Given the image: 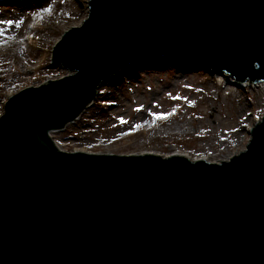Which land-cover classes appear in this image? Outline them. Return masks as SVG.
<instances>
[{"label": "water", "instance_id": "1", "mask_svg": "<svg viewBox=\"0 0 264 264\" xmlns=\"http://www.w3.org/2000/svg\"><path fill=\"white\" fill-rule=\"evenodd\" d=\"M88 7L51 52L72 74L20 91L0 117V264H264V116L246 149L218 163L66 152L49 137L145 56L264 82V0Z\"/></svg>", "mask_w": 264, "mask_h": 264}, {"label": "rangeland", "instance_id": "2", "mask_svg": "<svg viewBox=\"0 0 264 264\" xmlns=\"http://www.w3.org/2000/svg\"><path fill=\"white\" fill-rule=\"evenodd\" d=\"M13 1L0 0V21H13L11 26L0 24V116L10 96L66 75L63 66L52 63L51 52L62 33L81 25L89 13V0ZM153 57L185 60L189 67L159 61L154 69L123 76L102 90L80 120L53 131V142L68 152L179 151L210 162L227 160L246 148L248 129L264 115L263 92L241 88L199 60ZM149 58L138 62L146 65Z\"/></svg>", "mask_w": 264, "mask_h": 264}, {"label": "bare ground", "instance_id": "3", "mask_svg": "<svg viewBox=\"0 0 264 264\" xmlns=\"http://www.w3.org/2000/svg\"><path fill=\"white\" fill-rule=\"evenodd\" d=\"M13 3H16V0H14ZM12 18L14 19V21H16V19L18 18V15L15 14V15L12 16ZM149 57H150L149 58V62L146 65L144 64V62L131 63L128 66L120 67L108 79L102 81L101 84L98 87L97 94H96V97H95L94 101L92 102V104L90 106H88L83 111V113L88 111L96 103V100L98 99V96L104 94V93H102V90L106 89L107 87H110L116 81L118 83L119 81H121L123 79V76H125V78H131L133 75H136L137 73H139V72H141L143 70H147L148 68L154 69V68L157 67L159 61H161L162 64L165 65V66H171V67H177V68L180 67V66L189 67V64L186 63L185 60H176V59L171 58V60L168 61L167 59L165 60V58L162 59L161 57H157V58L153 57V55L149 56ZM66 72H67L66 73L67 75L72 73L70 71H66ZM226 75L227 74H224L223 76H226ZM232 83H236V84H238V86H240L241 88H244V89L249 88L251 91H256L257 90L259 92H263L264 93V83L263 82L262 83L259 82V83L255 84V83H251L249 81H246L244 83H241V82L239 83L238 81H232ZM83 113L81 115H79L80 117L78 116L79 118L77 117L74 120V122H72V123H76V121L80 120V118L82 117ZM255 123H256V121H255ZM182 127L183 126H178L176 128L179 129V130L180 129H184ZM250 131H251V129L249 128L248 132H250ZM50 136L52 137V134H50ZM56 145H57V147L59 149L62 150V147H60L58 144H56ZM146 153H150V152H146ZM153 154H156V153H153ZM163 156H182V157H186V158L190 159L191 161H198V160L209 161L210 160L208 157H200V158L195 159V158L189 157L188 155H185L184 153H181L179 151L170 153L169 155H163ZM222 160L223 159H220L217 162H221Z\"/></svg>", "mask_w": 264, "mask_h": 264}, {"label": "snow or ice", "instance_id": "4", "mask_svg": "<svg viewBox=\"0 0 264 264\" xmlns=\"http://www.w3.org/2000/svg\"><path fill=\"white\" fill-rule=\"evenodd\" d=\"M44 11H50V8L44 9ZM16 23L18 25L19 22H16ZM0 24H5V25H8V26H11L13 24V21H11V20H9V21H0ZM161 118H163V117H161Z\"/></svg>", "mask_w": 264, "mask_h": 264}, {"label": "trees", "instance_id": "5", "mask_svg": "<svg viewBox=\"0 0 264 264\" xmlns=\"http://www.w3.org/2000/svg\"><path fill=\"white\" fill-rule=\"evenodd\" d=\"M0 52H1V49H0Z\"/></svg>", "mask_w": 264, "mask_h": 264}]
</instances>
